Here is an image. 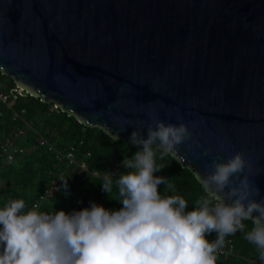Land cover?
Masks as SVG:
<instances>
[{
  "label": "water",
  "instance_id": "water-1",
  "mask_svg": "<svg viewBox=\"0 0 264 264\" xmlns=\"http://www.w3.org/2000/svg\"><path fill=\"white\" fill-rule=\"evenodd\" d=\"M0 69L121 139L188 125L194 174L244 152L264 199V0H0Z\"/></svg>",
  "mask_w": 264,
  "mask_h": 264
},
{
  "label": "clouds",
  "instance_id": "clouds-1",
  "mask_svg": "<svg viewBox=\"0 0 264 264\" xmlns=\"http://www.w3.org/2000/svg\"><path fill=\"white\" fill-rule=\"evenodd\" d=\"M188 140V125L157 118L147 124V138L142 128L131 133L130 142L143 150L122 162L131 171L115 180L123 205L118 211L93 203L71 214L24 212V200L10 201L0 208V264H216L225 237L243 231L246 220L253 227L244 238L257 247L264 264V199L254 198L259 188L250 180L253 167L244 152L214 160L206 175L195 173L205 196L194 210L187 211L181 196L158 191L167 179L154 175L165 166H157L153 146L162 149L161 159L171 154L183 160L176 146ZM112 177L108 173L102 183L109 195ZM62 181L66 189L67 180ZM213 232L216 239L209 241Z\"/></svg>",
  "mask_w": 264,
  "mask_h": 264
},
{
  "label": "trees",
  "instance_id": "trees-1",
  "mask_svg": "<svg viewBox=\"0 0 264 264\" xmlns=\"http://www.w3.org/2000/svg\"><path fill=\"white\" fill-rule=\"evenodd\" d=\"M14 87L13 78L0 69V90L8 93ZM70 148H73V162L63 154ZM7 149L13 154L10 160L5 157ZM0 151V208L22 199L24 212L51 214L63 210L71 214L90 208L93 203L109 211L120 210L123 205L118 201L115 180L131 171L122 162L131 159L138 148L129 139H114L102 127L86 124L38 95L14 91L5 102L0 101ZM153 151L157 166H165L154 173L167 179V184L158 186L160 194L181 196L188 202L187 211L194 210L196 201L205 196L194 172L171 154L161 159L162 149L153 146ZM116 162L119 165L109 195L102 190L105 175L100 173ZM63 179L67 180L66 189ZM41 195L44 197L40 198ZM243 223V231L225 237L230 238L233 251L217 255V264H261L257 247L244 238L253 227L252 221ZM206 238L216 239V233Z\"/></svg>",
  "mask_w": 264,
  "mask_h": 264
},
{
  "label": "built area",
  "instance_id": "built-area-1",
  "mask_svg": "<svg viewBox=\"0 0 264 264\" xmlns=\"http://www.w3.org/2000/svg\"><path fill=\"white\" fill-rule=\"evenodd\" d=\"M18 92V93H26V91L25 90H23L22 88H20V87H18V86H16V87H14V88H12V89H10V90H8V93H6V92H4V91H1L0 90V101H2V102H5L6 101V99H7V97L10 95V94H13V92ZM40 142L42 143L43 142V140H40ZM9 144V143H8ZM6 148H7V145H4ZM5 147H2V150H3V148L5 149ZM49 148H51V146H49ZM13 150H15V148H13ZM72 150H73V148H70V149H68L65 153H63L64 154V156L69 160V162H73V152H72ZM2 153H1V151H0V155H1ZM12 152L11 151H9L8 149H7V151H6V159H8V160H10L9 158H12ZM83 163L84 162H81L80 163V166H83ZM118 165H119V163L118 162H116V163H114L113 165H111L109 168H108V170H104V171H102V173H100V174H103V175H107L108 173H110V174H114L116 171H117V168H118ZM99 172H94V174L95 175H99L98 174ZM56 188V186L55 185H53V187H52V189H55ZM42 197H44V195H41L40 196V198H42ZM34 205H36V203L34 204ZM209 241H214L215 239L214 238H211V239H208ZM229 240H230V238H225V245H224V247L217 253V255H220V254H226V253H232V243H230L229 242ZM216 264H217V262H216Z\"/></svg>",
  "mask_w": 264,
  "mask_h": 264
}]
</instances>
